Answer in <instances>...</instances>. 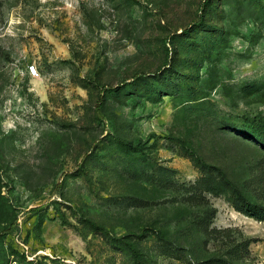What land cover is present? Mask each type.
I'll return each mask as SVG.
<instances>
[{"label":"rangeland","instance_id":"rangeland-1","mask_svg":"<svg viewBox=\"0 0 264 264\" xmlns=\"http://www.w3.org/2000/svg\"><path fill=\"white\" fill-rule=\"evenodd\" d=\"M258 122L264 0H0V264H264Z\"/></svg>","mask_w":264,"mask_h":264},{"label":"trees","instance_id":"trees-1","mask_svg":"<svg viewBox=\"0 0 264 264\" xmlns=\"http://www.w3.org/2000/svg\"><path fill=\"white\" fill-rule=\"evenodd\" d=\"M208 4H210V2L206 3L204 5V8ZM203 20H204V15H201L200 16V22L199 23H201ZM163 45H164V49L166 51L167 56L170 58L171 50H170V48H169L166 40H164ZM118 90H119V87H108V88H105V95L101 96V99H100V102H99V108L101 109L104 106L106 94H108V93H114V92H117ZM243 131L246 132V133H249L252 136H254L257 141H259L262 145H264V124H261V123L258 122L256 124H253L252 126L243 127ZM121 141H123L124 143L128 144L131 148L136 149V150L137 149H141L143 147V144H136L135 145L132 142H127L125 140H121ZM222 177L224 178V180L226 181V183L230 186V190L231 191L230 190H227V192L230 193V194H233L234 195L233 197H235V195H236L238 198H240L241 199L240 201L243 203V205L245 207H247V209L250 212V215L251 216H254V217H263L264 218V208H262L260 206H257V205H254L248 199H246L245 196L243 195V193L238 189V187L236 185L232 184L230 182V180H228V178L226 177L225 174H223ZM87 222L92 227H94L96 229H102L94 221L87 220ZM148 230H149V228H145L142 233L144 234ZM153 231L156 233L157 236L161 237V233H160L159 230L153 229ZM134 235H136V234H134ZM139 236H141V235L139 234ZM134 256L137 259H139V257H140L137 254V252H136V255H134Z\"/></svg>","mask_w":264,"mask_h":264}]
</instances>
